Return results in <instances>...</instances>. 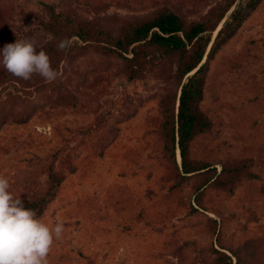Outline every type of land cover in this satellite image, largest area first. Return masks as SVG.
Wrapping results in <instances>:
<instances>
[{
    "label": "rangeland",
    "instance_id": "rangeland-1",
    "mask_svg": "<svg viewBox=\"0 0 264 264\" xmlns=\"http://www.w3.org/2000/svg\"><path fill=\"white\" fill-rule=\"evenodd\" d=\"M207 4L0 0L9 13L0 9L14 31L30 18L44 19L46 6L52 5L57 13L74 11L77 22L114 34L131 18L162 7L196 20L212 6ZM100 62L94 54L85 55L74 69L88 71ZM112 64L117 72V62ZM72 71L65 74L63 68L60 96L15 95L8 111L30 116L0 130V176L9 180V191L18 185L14 197H24L19 185L27 179L38 176L43 187L44 168L55 153L56 159L69 156L71 168L62 172L58 195L40 218L65 229L54 241L49 264L200 263L215 259L212 248L226 252L246 244L254 251L249 259H264V238L258 239L264 234V1L210 62L201 109L213 128L191 145V159L210 164L216 173L225 162H253L250 170L257 178L237 184L231 194L209 186L194 193L198 176L179 188L167 179L171 163L159 126L165 88L154 73L129 82L117 72L106 91L94 95ZM4 94L0 90V98Z\"/></svg>",
    "mask_w": 264,
    "mask_h": 264
},
{
    "label": "trees",
    "instance_id": "trees-1",
    "mask_svg": "<svg viewBox=\"0 0 264 264\" xmlns=\"http://www.w3.org/2000/svg\"><path fill=\"white\" fill-rule=\"evenodd\" d=\"M202 1L205 4L210 2L206 6H212L196 20L187 21L179 11L162 7L149 16L131 18L114 34L77 22L74 11L57 13L52 5L46 6L44 19L29 17L14 31L2 19L4 12L0 9V32L7 30L6 35L0 37V50L8 43L31 39L37 52L42 50L48 55L51 67H63L65 74L79 68L75 64L79 58L94 54L100 64L106 66L95 63L91 70L72 71V74L83 77V83L91 85L94 95L104 93L117 72L129 82L143 80L154 73L165 88L159 100L162 109L159 126L171 163L167 179L179 188L186 179L198 176L199 181L193 185L194 193L209 186L231 194L237 184L257 178L250 170L253 162L247 159L225 162L216 173L210 164L191 159V145L195 138L213 128L211 119L201 109L210 62L264 0ZM0 8L9 13L6 7ZM61 41L68 42L63 50L58 48ZM114 62L118 64L117 72L114 71ZM60 77L51 83L37 74H33L30 80H23L11 75L0 64V90L5 91L0 98V130L5 125L22 124L30 116L26 112L8 111L14 106L15 95L46 91L45 96L50 92H58L55 96H60ZM21 116L26 117L22 119ZM70 168L69 156L56 159L55 153L44 168L43 187L38 176L36 180L30 178L19 185L24 189L25 195L20 199L25 208L35 210L40 219L58 195L62 172ZM17 186L10 191L13 196ZM200 200L201 194H198L195 197L198 206ZM263 238L264 234L258 239L261 242ZM251 248L249 250L246 244L229 249L228 253L223 251V247L212 248L215 259H202L200 263L193 260L189 264H264V259H249L254 252Z\"/></svg>",
    "mask_w": 264,
    "mask_h": 264
},
{
    "label": "clouds",
    "instance_id": "clouds-1",
    "mask_svg": "<svg viewBox=\"0 0 264 264\" xmlns=\"http://www.w3.org/2000/svg\"><path fill=\"white\" fill-rule=\"evenodd\" d=\"M67 46V41L58 44L60 50ZM0 64L23 80L37 74L51 83L63 73V67H51L48 55L42 50L37 52L31 39L6 44L0 50ZM9 189V180L0 176V264H49L48 255L54 241L63 238L64 225L42 223L36 211L26 209L23 201Z\"/></svg>",
    "mask_w": 264,
    "mask_h": 264
}]
</instances>
